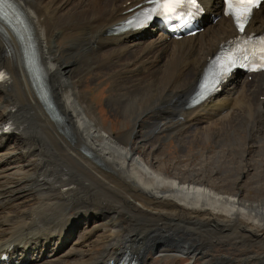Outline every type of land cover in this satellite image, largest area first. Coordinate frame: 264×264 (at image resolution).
<instances>
[{"label":"bare ground","instance_id":"6f19581e","mask_svg":"<svg viewBox=\"0 0 264 264\" xmlns=\"http://www.w3.org/2000/svg\"><path fill=\"white\" fill-rule=\"evenodd\" d=\"M145 1L0 4V14L5 11L0 18V68L11 79L0 86V126L8 121L14 126L11 133H0V264L60 261L71 252L64 248L75 229L80 248L98 242L101 231L107 235L106 249L90 259L92 264L115 262L124 247L133 264L146 263V250L162 251L169 238L193 254L206 247L203 228L225 230V237L237 244L240 239L264 243V199L248 201L202 179L156 168L149 161L152 150H139L129 130L113 134L82 90L90 70L95 77L120 60L109 77L112 94L107 101L124 122L145 123L158 131L166 124L184 146L208 139L220 123L234 128L235 136L240 126L264 133V73L249 82L247 75L235 73L220 91L188 105L209 60L235 34L221 0H200L205 9L202 30L193 36L168 37L155 27L108 32ZM246 30H264V3ZM60 40L66 45L61 47ZM151 112L152 122L146 124ZM251 147L263 151L264 140ZM38 177L45 181L38 192L48 203L25 189ZM33 198L29 210L15 211ZM83 220L90 228L78 225ZM123 224L135 229L118 234L125 230ZM168 230H181L186 237L173 239Z\"/></svg>","mask_w":264,"mask_h":264},{"label":"rangeland","instance_id":"374dc122","mask_svg":"<svg viewBox=\"0 0 264 264\" xmlns=\"http://www.w3.org/2000/svg\"><path fill=\"white\" fill-rule=\"evenodd\" d=\"M59 45L61 47L65 46L66 41L60 40ZM105 56H107V54ZM71 62L72 59H69L68 63ZM120 62V60H117L110 69H107V67L102 68V71L97 72L95 77H93V71L90 70V74L84 79L85 83L82 90L89 93L90 100L96 105L101 121L104 123L103 125H105V127H110L113 134L116 135L120 133L123 134L124 130L131 131V138L129 137V139L133 140L139 147V150L142 149L141 151L147 149L146 151L149 152L152 150L149 153V161H153L156 168L164 170L168 174H175L180 177H191L194 180L202 179L221 192H228L231 194L237 192L248 201H261L264 199V150L258 153L255 151L258 147L254 149L251 147L255 145L256 142L264 140V133L259 134L255 129H247L244 126H240L235 136L234 128L228 130L225 125L224 127L223 124L220 123V125H217V129L213 131L214 134L216 133L215 135L212 134L208 139L196 144L190 143L184 146L174 137L176 132L170 133L171 131L169 127L167 128L166 124L163 125L164 127L162 126L161 131H158L156 127H151L150 125L145 126V123H126L123 121V115L114 111L107 101L108 97L112 94L109 77ZM152 116H154L152 112L145 116V120H147L146 124L150 123V118H152ZM224 132L225 134H223ZM233 136H235L236 139ZM219 138L220 140H218ZM221 140L223 142H220ZM239 145H241V147L239 149L236 148ZM13 147H15V145ZM148 148L150 150H148ZM233 148L236 149L231 150ZM38 180L41 181L40 184ZM36 182L37 183L30 185V187L27 186L25 189L33 192L35 197H39L38 201L45 200L46 196L38 192L39 187H41L42 183L45 181L38 177ZM34 201L33 198V200L29 201L27 204L16 207L15 211L20 209L29 210L30 207L34 206ZM43 202L44 201H41V203ZM44 203H48L47 200H45ZM84 221L85 220L81 221L78 225L80 227L90 228L91 224ZM60 224L63 223L61 222ZM96 225L97 224H95V226ZM122 227H124L125 230L122 231L121 229L118 234L126 233L129 229H135L126 228L125 224H123ZM45 230H48L46 226ZM169 230L167 232H169ZM169 233L170 237L173 239L186 237L181 230H175ZM77 234L75 229V231L71 233V236L70 234H68L69 236L67 235V237H70L71 242L66 244L64 251L69 249L68 251L72 252L74 249H77L76 252L79 253V251H82V254L78 257V253L70 252V254L64 255L60 261L58 259L53 260V264H55V261L58 264H92L90 259L99 255L106 249L103 245V242L107 240V235L104 231L100 232L98 242L96 241L90 245L87 244L88 246L85 245L81 248ZM156 235L157 234L153 236ZM160 236L161 234L158 235V237ZM170 239L171 238H169L170 243H168L167 246L161 247L162 251L154 252L151 248L147 249V260L146 263H144L264 264V243L247 241L244 239H240L238 244L233 243L229 241V238L225 237V230L203 228L201 239L205 242L206 247L197 249L193 254H187L183 249L176 247L175 243L171 242ZM220 242L223 243L220 244ZM125 248L127 247H124L119 255L125 251ZM134 255L136 257V254ZM218 257L220 260L217 259Z\"/></svg>","mask_w":264,"mask_h":264},{"label":"snow or ice","instance_id":"6c2138e0","mask_svg":"<svg viewBox=\"0 0 264 264\" xmlns=\"http://www.w3.org/2000/svg\"><path fill=\"white\" fill-rule=\"evenodd\" d=\"M196 0H163L161 7L168 14L175 12L181 4H195ZM260 0H227L229 12L232 13L237 21L239 29L242 31L244 28L243 20L247 19V16L250 14L253 7H255ZM3 3V0H0V4ZM264 52V47L261 49ZM264 60V58H262ZM260 67H264V62L261 63ZM227 71V69H224Z\"/></svg>","mask_w":264,"mask_h":264}]
</instances>
